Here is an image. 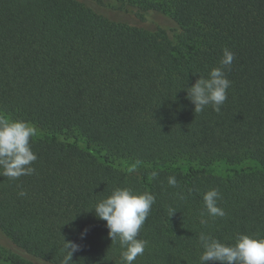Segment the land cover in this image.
Returning <instances> with one entry per match:
<instances>
[{"label": "trees", "instance_id": "trees-1", "mask_svg": "<svg viewBox=\"0 0 264 264\" xmlns=\"http://www.w3.org/2000/svg\"><path fill=\"white\" fill-rule=\"evenodd\" d=\"M85 1L0 0V116L38 130L35 174L0 175V264H61L64 240L73 264H120L91 210L117 187L156 198L134 264H199L202 231L264 238V0H97L140 23ZM225 48L228 98L195 113L186 89ZM213 188L226 216L201 225Z\"/></svg>", "mask_w": 264, "mask_h": 264}, {"label": "clouds", "instance_id": "clouds-1", "mask_svg": "<svg viewBox=\"0 0 264 264\" xmlns=\"http://www.w3.org/2000/svg\"><path fill=\"white\" fill-rule=\"evenodd\" d=\"M233 60L234 54L227 48L223 49L221 66L211 69L207 78L200 76L194 85L186 89L187 99L194 104L195 113L203 112L209 105L213 111H221L231 85L225 70L230 69ZM36 135L37 129L29 122L0 116V175L18 180L21 176L35 174L36 169L32 165L37 156L32 150V141ZM157 176L158 173L154 171L152 177ZM167 182L172 187L178 185L175 176H169ZM26 195L24 190L18 192L20 197ZM180 198H185L182 193ZM220 199L221 193L216 188L204 193L201 225L208 224L206 216L213 219L226 216L224 209L218 205ZM155 202V196L147 191L140 193L131 188L117 187L92 207L97 218L106 221L112 244L119 245L120 264H134L138 256H143L149 242L139 238L140 231ZM174 212L176 210L172 211L171 216ZM85 234L86 232L82 233V237ZM198 245L202 250L199 264H206L208 261L219 264H264V238L239 234L233 244H225L211 233L202 231L198 234ZM63 248L65 255L61 264H73V253L79 251L80 246L64 240Z\"/></svg>", "mask_w": 264, "mask_h": 264}, {"label": "rangeland", "instance_id": "rangeland-1", "mask_svg": "<svg viewBox=\"0 0 264 264\" xmlns=\"http://www.w3.org/2000/svg\"><path fill=\"white\" fill-rule=\"evenodd\" d=\"M87 4L91 5L94 7L96 10L109 15L112 18L115 19H121V20H127L131 23H140L139 19L135 17L132 11H121L118 10L117 8H112L110 4L108 6L106 5H101L97 0H86L85 1ZM112 8V9H111ZM164 16H159V17H151L147 16L145 21H142V24L147 25L148 27H157V26H163V27H170L171 23L167 21L166 19L163 18ZM38 132V130H37ZM1 244L5 247H8V244L4 241H0ZM0 251L3 253V255H8L7 251L4 250L3 247L0 248Z\"/></svg>", "mask_w": 264, "mask_h": 264}]
</instances>
